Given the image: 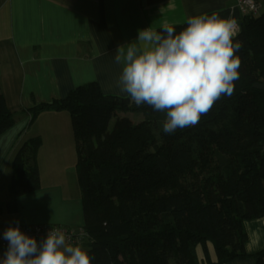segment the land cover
<instances>
[{
	"label": "trees",
	"instance_id": "trees-1",
	"mask_svg": "<svg viewBox=\"0 0 264 264\" xmlns=\"http://www.w3.org/2000/svg\"><path fill=\"white\" fill-rule=\"evenodd\" d=\"M256 1L263 8L256 16L237 7L212 12L237 21L241 67L233 94L194 127L165 134V113L104 94L98 82L20 110L0 93V136L23 116L31 124L47 110L70 113L92 264H225L248 257L264 264V248L247 252L245 228L246 220L264 216V0ZM171 26L178 33L186 23ZM130 112L143 119L133 123L124 115ZM41 143L30 138L15 154L10 213L20 196L41 186Z\"/></svg>",
	"mask_w": 264,
	"mask_h": 264
},
{
	"label": "crops",
	"instance_id": "crops-1",
	"mask_svg": "<svg viewBox=\"0 0 264 264\" xmlns=\"http://www.w3.org/2000/svg\"><path fill=\"white\" fill-rule=\"evenodd\" d=\"M238 3L239 0H0V93L14 110L64 98L90 82H98L104 94L127 97L116 87L121 70L115 63L119 46L126 51L127 44L139 43V30L151 27L158 31L165 23L183 24L189 16L233 9ZM65 114L47 110L31 124L29 116H23L0 136V234L17 222L83 229V192L74 149L63 153L39 148L40 188L20 196L16 212L7 210L18 149L33 137H41L43 144L44 136H73ZM245 228L247 252L262 250L264 216L246 220ZM5 250L0 249V256ZM198 253L202 258V250L198 249ZM225 264L256 261L248 257Z\"/></svg>",
	"mask_w": 264,
	"mask_h": 264
},
{
	"label": "clouds",
	"instance_id": "clouds-1",
	"mask_svg": "<svg viewBox=\"0 0 264 264\" xmlns=\"http://www.w3.org/2000/svg\"><path fill=\"white\" fill-rule=\"evenodd\" d=\"M234 21L218 15L189 16L178 33L165 23L161 30H139L125 51L119 46L115 63L119 92L136 105L165 113L160 122L165 134L196 126L216 101L234 92L241 67V48ZM8 247L0 264H92L88 251L67 241L60 229L38 242L17 226L3 233Z\"/></svg>",
	"mask_w": 264,
	"mask_h": 264
},
{
	"label": "built area",
	"instance_id": "built-area-1",
	"mask_svg": "<svg viewBox=\"0 0 264 264\" xmlns=\"http://www.w3.org/2000/svg\"><path fill=\"white\" fill-rule=\"evenodd\" d=\"M237 8L245 15L256 16L260 14V11L262 9V3L256 0H239ZM237 30H238V26H237ZM18 226L23 233L27 234L30 237H34L38 242L46 238L51 228L53 229L58 228L61 231H63L66 234L67 241L71 244H77L83 241L87 237L83 229L80 231H74L62 225L38 224V225L28 226V225L18 224ZM7 247H8V241L3 238V234H0V249H7Z\"/></svg>",
	"mask_w": 264,
	"mask_h": 264
},
{
	"label": "rangeland",
	"instance_id": "rangeland-1",
	"mask_svg": "<svg viewBox=\"0 0 264 264\" xmlns=\"http://www.w3.org/2000/svg\"><path fill=\"white\" fill-rule=\"evenodd\" d=\"M262 11H263V8L261 9L260 13ZM64 112L66 113L65 114V119L70 120V125L72 126L70 113L67 112V111H64ZM124 115L128 116L133 123H137V122H139V121H141L143 119V114H139V113H131L130 112V113H127V114H124ZM115 120H116V118H113L111 124H113L115 122ZM71 126H70V128H71ZM71 130H72V135L73 136H71V135H64V136L61 135V136H59L58 135L59 139L57 137H55V136H52V135H50L48 137L44 136L43 144L41 143V146L39 147L40 150H42V148H44V149H55V150H59V151H61L63 153H68L72 149H74L76 151L73 128H71ZM54 152H56V151H54ZM88 242H89L88 238L86 237L83 241H81V242H79L77 244H73V245H80L84 249H87L89 247V243ZM210 247H211L213 256L215 257L214 248H213V246H210Z\"/></svg>",
	"mask_w": 264,
	"mask_h": 264
}]
</instances>
